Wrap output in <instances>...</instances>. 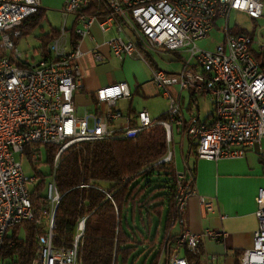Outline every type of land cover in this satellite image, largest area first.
Listing matches in <instances>:
<instances>
[{
	"label": "built area",
	"instance_id": "obj_1",
	"mask_svg": "<svg viewBox=\"0 0 264 264\" xmlns=\"http://www.w3.org/2000/svg\"><path fill=\"white\" fill-rule=\"evenodd\" d=\"M103 1V10L90 12V0H65L61 9L63 21L49 43L48 55L31 63L18 50L15 37L21 35V22L38 12L40 2L0 0V249L9 228L26 220L41 223L34 218L28 190V184L36 179L23 173L22 155L28 151L30 157H40L42 144L58 146L46 184L48 221L37 236L32 264H79L78 241L85 216L78 220L67 245L54 243L53 230L61 197L54 181L55 170L61 153L70 146L115 137L133 138L155 122L164 126L167 145L174 125L195 144L197 157L219 160L244 157L246 148L259 144L264 137V70L252 51V32H232L229 26L232 10L259 18L262 0ZM69 14L75 17L74 32L80 38L88 34L94 21L101 31L115 25L120 32L124 26L128 28L134 39L117 35L106 42L120 60L138 57L147 62L138 44L144 50L164 49L180 58L181 67L175 72L151 68L152 81L167 100L163 118L152 119L145 109L137 112L135 121L124 116L116 101L132 96L125 81L96 88L94 110L76 113L74 92L83 75L78 60L84 52L75 44L70 49L65 47ZM218 20L221 22L217 25ZM215 26L222 33L221 40L212 48L198 46L197 41L207 38ZM260 48L264 51V46ZM93 57L98 62L106 59L101 53ZM183 90L209 97L213 105L210 123L186 124L181 104ZM121 118L125 119L121 129L111 127L112 122ZM172 155L168 148L162 161H171ZM176 177L178 209L182 210L191 193L182 184L186 173L177 171ZM79 187L95 188L113 202L111 194L99 185L88 183ZM198 202L211 208L200 196ZM255 202L257 228L252 245L242 251L236 264H264V186L257 188ZM225 237L222 229L206 228L198 233L182 229L169 247L166 264H193L188 254L200 257L204 239ZM210 261L213 256H206L205 264Z\"/></svg>",
	"mask_w": 264,
	"mask_h": 264
},
{
	"label": "trees",
	"instance_id": "obj_2",
	"mask_svg": "<svg viewBox=\"0 0 264 264\" xmlns=\"http://www.w3.org/2000/svg\"><path fill=\"white\" fill-rule=\"evenodd\" d=\"M87 10L101 11L103 3L90 0ZM41 15L39 8L38 12L25 18L19 25L21 34L30 31ZM57 32L53 29L40 37L42 56L48 55L47 45ZM72 41L74 45L75 39ZM256 57L259 60L261 55ZM163 117L164 114L158 118ZM191 147L196 151L193 142ZM46 148L50 175L58 146L46 145ZM167 150L165 128L155 122L133 138L81 142L65 149L54 177L61 195L54 215V243L67 245L76 232L78 220L85 216L83 234L78 241L79 264H116L119 254L124 255L140 245L160 246L163 241L166 252L178 236L171 233V220L181 219L183 210L178 209L175 164L173 160L162 161ZM24 153L36 169L39 157H30L28 151ZM192 176L193 173L182 181L186 190ZM35 179L28 190L34 218L40 219L41 223L26 220L6 233L0 258L7 259L9 264H32L37 236L44 231L48 221L50 203L46 197V176L37 171ZM88 183L101 186L111 194L113 202L95 188L79 187ZM20 228L22 235H19ZM157 257L156 253L153 259ZM188 258L193 264L199 263L197 255L188 254Z\"/></svg>",
	"mask_w": 264,
	"mask_h": 264
},
{
	"label": "crops",
	"instance_id": "obj_3",
	"mask_svg": "<svg viewBox=\"0 0 264 264\" xmlns=\"http://www.w3.org/2000/svg\"><path fill=\"white\" fill-rule=\"evenodd\" d=\"M100 1L104 2L103 0ZM39 2L43 12L41 7L42 0H39ZM70 16V25L67 28L68 34L64 41L65 47L70 49L72 40L75 39V45L84 52V56L78 60V66L83 75L81 84L74 92L76 113L82 115L93 111L94 91L96 88L118 81L127 82L132 94L131 98H120L116 101V106L122 111L123 115L135 121L139 110L145 109L148 112L146 103L160 95L158 88L152 81L151 68H159L155 61L156 55L159 56L171 52L164 49L144 50L143 45L138 44V48L145 55L147 62L138 57H125L120 60L111 53L106 42L109 38L117 35L134 39L128 28L124 26L122 32H120L115 25L107 31H101L97 21H94L89 27L88 34L80 38L74 32L75 17L73 15ZM219 23L220 20L216 24L218 25ZM215 27L218 29L217 26ZM54 29L58 30V28ZM52 30H42L37 35L39 38L38 45L34 47L36 57L33 55L32 59L29 60L28 54L25 53L23 56L27 62L35 63L41 57H44L42 56L43 51L39 48L42 43L40 37ZM231 31L235 32L232 28ZM251 32L252 36H254L253 31ZM17 42L18 40H15L16 45ZM46 50L48 54V45ZM252 51L255 57L258 54L261 55L259 61L264 70V51L260 47L259 49L252 48ZM95 53H101L106 59L100 62L94 60L93 55ZM170 59L177 61L179 68L181 67V60L177 55L173 54V59ZM185 93L186 96L184 95ZM199 96L205 98L210 105L205 108L203 117L200 116ZM186 98L188 99V106L185 113L183 105ZM181 104L185 120L189 122H211L213 105L208 96L196 94L191 90H183L181 92ZM124 124L125 119L121 118L112 122L111 127L121 129ZM176 129L179 137V151L177 153L180 160V165L177 161L174 162L176 172L184 171L186 176L193 173V176L188 188L191 195L183 207L181 219L171 220V233L179 234L182 229L195 233L201 232L206 228L222 229L226 232V237L223 240H212L209 238L203 240L198 264H205L206 256H213L214 260V258H219L222 255L229 260L230 264H236L237 260L238 262L240 260L242 251L252 245L253 232L257 228L255 195L257 188L264 186V149L262 148L264 147V137L259 144L248 146L242 158L209 160L199 158L196 154L190 156V151L193 149L191 147L192 141L184 131L177 127ZM184 140L188 144L185 153L183 150ZM172 141L173 138L168 144V148L172 151V160H174L175 152L170 146ZM199 196L203 198L205 203L211 204L210 209L198 202ZM164 245L165 241L160 246L156 244L152 248L148 247L149 244L147 246L140 245L124 255L119 254L116 264H137L140 258H142L141 264H146V262L147 264H154V262L155 264H166L169 249L165 252ZM180 252L185 253L184 250ZM156 253L158 257L154 260Z\"/></svg>",
	"mask_w": 264,
	"mask_h": 264
},
{
	"label": "rangeland",
	"instance_id": "obj_4",
	"mask_svg": "<svg viewBox=\"0 0 264 264\" xmlns=\"http://www.w3.org/2000/svg\"><path fill=\"white\" fill-rule=\"evenodd\" d=\"M65 0H42V8L43 12L40 16L38 22L32 29L19 37H15V40H18V50L25 55L28 54V59L31 60L32 56L36 54L35 52V46L38 45V34L41 33V31H47L54 28H59L63 21V16L61 13L62 6L64 4ZM263 2V14L257 18L252 19L250 18L246 13L232 10L229 14V26L232 28L233 31L239 32L241 30L246 31H253V42L251 44V47L253 49H259L260 46H264V0ZM70 14L67 15V28L70 25ZM221 22V20H220ZM222 33L221 31H218L216 27L209 32V35L207 38H203L197 41V45L204 48H212L216 42L221 39ZM258 44L260 46H258ZM173 59V54L166 53L163 55H156V63L159 66V68L166 70V71H176L177 68H179V64L177 61L171 60ZM186 96V93L184 94ZM198 105L200 108V116H204L205 108H208L209 103L208 101L199 96L198 97ZM184 110L186 113V107L188 106V99H185L184 102ZM146 108L148 109V112L151 116V118L159 117L162 113H164L167 109V101L165 98H163L161 95H158L154 97L153 99L149 100L148 103H146ZM172 138L173 141L171 142L170 146L174 149L175 156L173 162H176L179 164L180 160L178 158V151H179V137L176 127L172 126ZM187 141L184 140V153L187 149ZM264 149V147H262ZM196 154L194 152V149L190 151V156H194ZM48 154H47V148L44 144L40 146V157L38 160V165L36 166V169L33 167L30 159L27 155H22L21 157V166L23 173L27 177L35 176V173L38 171V173L44 174L46 176V181L50 179V163L47 161ZM180 165V164H179ZM261 165V164H260ZM36 182V181H35ZM34 182V183H35ZM33 183L30 182L28 184V188H32ZM12 230V227L7 230L8 233H10ZM23 234L22 228L19 229V235ZM142 258L138 261L137 264H141ZM0 264H9L7 259L0 258ZM147 264V262H146ZM203 264V263H201ZM209 264H230L228 259H225L224 255L220 256L219 258H214L213 261H210Z\"/></svg>",
	"mask_w": 264,
	"mask_h": 264
}]
</instances>
